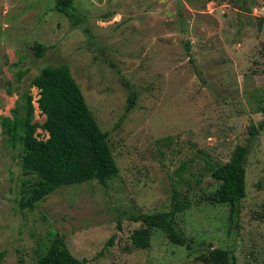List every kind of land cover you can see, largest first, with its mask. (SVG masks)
Returning <instances> with one entry per match:
<instances>
[{"label": "rangeland", "instance_id": "obj_1", "mask_svg": "<svg viewBox=\"0 0 264 264\" xmlns=\"http://www.w3.org/2000/svg\"><path fill=\"white\" fill-rule=\"evenodd\" d=\"M74 27L54 0H0V264H35L54 234L87 264H203L209 249L236 264H264V128L249 144L245 198L237 222L211 203L219 182L207 171L247 144L263 120L264 0H75ZM86 31V32H85ZM47 47L36 58L32 46ZM66 65L118 166L102 187H62L33 210H20V144L2 124L24 114L32 79ZM19 72L26 73L18 80ZM135 105L126 112L130 94ZM38 139L48 134L36 130ZM189 208L175 228L191 250L153 230L147 249L130 236L129 215L166 212L173 192Z\"/></svg>", "mask_w": 264, "mask_h": 264}, {"label": "trees", "instance_id": "obj_2", "mask_svg": "<svg viewBox=\"0 0 264 264\" xmlns=\"http://www.w3.org/2000/svg\"><path fill=\"white\" fill-rule=\"evenodd\" d=\"M75 0H54L53 9L65 16L72 26L80 23L74 13ZM86 32V31H85ZM36 58L43 57L45 45L32 46ZM26 73L19 72L18 80ZM31 86L38 90L37 106L45 116L42 125L33 121L34 108L31 96H26L24 114L19 117L14 110L11 120L2 124V134L13 148H20L21 188L18 201L20 210H33L36 205L55 190L95 181L102 187L114 179L118 166L108 144V133L100 129L86 100L66 65L45 66L36 75ZM136 101V93L128 98L126 112ZM263 120L257 127L251 126L247 144L237 147L229 160L207 169L211 177L219 182V187L211 198L213 204L227 205L230 222H237L240 203L245 198L246 161L249 144L264 128ZM48 134L46 139H38L36 130ZM189 208L186 197L173 192L170 208L166 212L144 215H129L128 220L140 223L130 236L133 247L147 249L153 230L161 231L167 240L191 250L192 241L175 228V215ZM197 259L203 264H236L231 251L221 248L209 249ZM35 264H87L72 256L59 234H54L37 257Z\"/></svg>", "mask_w": 264, "mask_h": 264}]
</instances>
